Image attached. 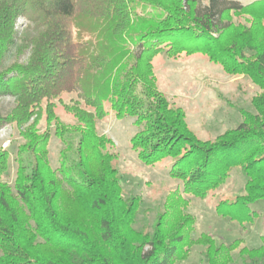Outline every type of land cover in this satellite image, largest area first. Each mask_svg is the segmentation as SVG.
<instances>
[{"label":"trees","instance_id":"16d2710c","mask_svg":"<svg viewBox=\"0 0 264 264\" xmlns=\"http://www.w3.org/2000/svg\"><path fill=\"white\" fill-rule=\"evenodd\" d=\"M142 1L0 0V97L15 101L0 110V129L15 125L24 139L13 184L1 180L10 152L0 146V264H176L196 245L207 264L233 263L236 252L243 264L264 261V236L258 247L209 233L194 238L184 195H214L238 167L243 192L221 198L216 210L252 222L250 205L264 199V0H147L155 10L140 14ZM21 18L33 31L19 40ZM160 53L202 55L229 75L248 76L263 90L252 98L256 112L242 109L237 127L201 138L157 85ZM110 115L135 118L138 158L169 160L183 183L152 230L136 227L143 199L124 197L115 141L99 132ZM52 128L63 143L58 167Z\"/></svg>","mask_w":264,"mask_h":264},{"label":"rangeland","instance_id":"374dc122","mask_svg":"<svg viewBox=\"0 0 264 264\" xmlns=\"http://www.w3.org/2000/svg\"><path fill=\"white\" fill-rule=\"evenodd\" d=\"M242 1L244 0L240 1L243 4ZM142 4L138 8L140 14L154 12V6L147 0H143ZM27 22L25 18L20 19L19 40L33 31ZM133 49L136 50L135 47ZM154 62L159 89L166 94L171 103L184 109L189 125L203 139H215L227 129L237 127L243 120L242 109L256 112L252 98L261 94L263 90L248 76L229 75L220 65L212 63L202 55L173 60L165 53H160ZM76 97L77 94L73 93L65 95L64 98L70 103L71 99ZM14 103V97L2 96L0 110L7 112ZM58 104V112L65 122H73L72 115L66 113L61 104ZM134 120L135 118L131 117L117 119L110 115L104 121H100L99 132L111 136L115 141L113 150L117 153L116 165L120 171L124 197L137 194L143 199L136 227L152 230L168 196L179 191L183 193V183L171 176L169 160L156 165H146L138 158L137 152L130 144V138L138 129ZM40 125L43 130L45 119H42ZM51 132L50 159L53 166L58 167L63 143L57 138L53 128ZM23 140L15 125H6L0 129V146L10 152L9 169L1 180L10 184H13L16 178L18 150ZM245 181V175L235 167L227 182L214 195L202 199L184 194L189 199L188 211L196 218L192 232L194 238L202 233H209L221 243L242 239L243 244L248 247L263 244L264 199L250 205L251 211L256 214L252 222L242 223L216 210V204L221 198L234 197L242 193ZM203 249V246H194L190 256L177 261L176 264H207ZM234 257L235 261L230 264H243L237 252ZM260 264H264V261Z\"/></svg>","mask_w":264,"mask_h":264},{"label":"crops","instance_id":"0c3cea01","mask_svg":"<svg viewBox=\"0 0 264 264\" xmlns=\"http://www.w3.org/2000/svg\"><path fill=\"white\" fill-rule=\"evenodd\" d=\"M241 1V0H240ZM245 1V2H244ZM244 1H242L243 2V4H248V3H251V2H253V1H255V0H244Z\"/></svg>","mask_w":264,"mask_h":264}]
</instances>
